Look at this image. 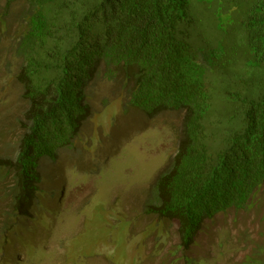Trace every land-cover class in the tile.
Here are the masks:
<instances>
[{"label": "trees", "instance_id": "trees-1", "mask_svg": "<svg viewBox=\"0 0 264 264\" xmlns=\"http://www.w3.org/2000/svg\"><path fill=\"white\" fill-rule=\"evenodd\" d=\"M24 1L16 76L28 124L16 157L0 158V179L14 173L12 209L28 207L40 158L78 135L100 75L147 115L183 113L146 209L176 223L183 247L205 218L264 187V0Z\"/></svg>", "mask_w": 264, "mask_h": 264}, {"label": "rangeland", "instance_id": "rangeland-1", "mask_svg": "<svg viewBox=\"0 0 264 264\" xmlns=\"http://www.w3.org/2000/svg\"><path fill=\"white\" fill-rule=\"evenodd\" d=\"M27 8L0 0L2 159L16 157L28 124L16 76ZM86 93L78 135L40 158L23 213L12 209L14 173L0 179V264H264V187L243 209L205 218L183 247L176 223L146 210L156 175L176 152L183 113L147 115L101 75Z\"/></svg>", "mask_w": 264, "mask_h": 264}]
</instances>
